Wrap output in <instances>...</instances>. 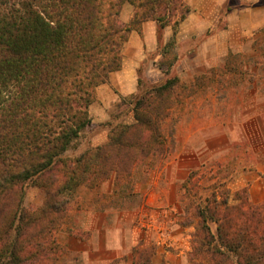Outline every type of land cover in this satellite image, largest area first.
<instances>
[{"label": "trees", "instance_id": "trees-1", "mask_svg": "<svg viewBox=\"0 0 264 264\" xmlns=\"http://www.w3.org/2000/svg\"><path fill=\"white\" fill-rule=\"evenodd\" d=\"M125 4L137 8L129 26ZM188 13L184 0H0V264H79L58 238L71 213L135 202L137 171L168 156L164 125L204 76L141 91L125 102L134 123L116 125L105 144L79 157L66 154L92 124L96 89L121 69L129 32L156 20L176 35ZM228 57L235 72L238 55ZM112 178V192L103 193ZM30 185L44 193L42 204L27 205ZM189 210L199 221L193 260L264 264V202L254 204L247 188L232 193L220 184Z\"/></svg>", "mask_w": 264, "mask_h": 264}, {"label": "rangeland", "instance_id": "rangeland-1", "mask_svg": "<svg viewBox=\"0 0 264 264\" xmlns=\"http://www.w3.org/2000/svg\"><path fill=\"white\" fill-rule=\"evenodd\" d=\"M250 41L230 60L235 72L226 69L228 55L220 68L198 76H204L203 86L173 109L164 125L169 154L150 170L137 171L133 204L71 213L58 234L71 259L79 264H200L191 256L199 222L191 206L204 205L220 184L232 193L247 188L254 204L264 202V30ZM153 86L145 83L141 91ZM129 108L107 127L86 129L66 157L94 148L95 140L109 136L116 125L134 123ZM113 184L114 178L101 191L112 192ZM44 197L30 185L26 203L37 206Z\"/></svg>", "mask_w": 264, "mask_h": 264}, {"label": "crops", "instance_id": "crops-1", "mask_svg": "<svg viewBox=\"0 0 264 264\" xmlns=\"http://www.w3.org/2000/svg\"><path fill=\"white\" fill-rule=\"evenodd\" d=\"M184 4L189 13L176 35L173 25L162 29L156 20L145 21L129 32L121 69L96 89V100L89 108L90 127L111 125L129 108L125 102L137 96L145 83L158 85L169 78L191 83L220 68L230 53L243 52L247 39L253 41L264 30V0H184ZM136 13L134 5L125 4L122 23L129 26ZM169 61H173L171 66ZM129 114L133 115L130 108ZM107 135L101 134L93 146L106 142Z\"/></svg>", "mask_w": 264, "mask_h": 264}]
</instances>
